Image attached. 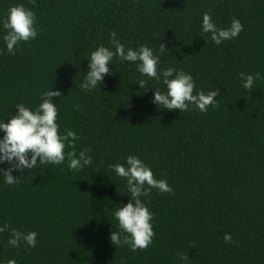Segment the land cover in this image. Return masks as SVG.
Here are the masks:
<instances>
[{
	"label": "trees",
	"instance_id": "obj_1",
	"mask_svg": "<svg viewBox=\"0 0 264 264\" xmlns=\"http://www.w3.org/2000/svg\"><path fill=\"white\" fill-rule=\"evenodd\" d=\"M17 4L36 13L38 36L12 55L0 29V120L20 103L35 109L53 85L60 134L75 132V150L90 148L93 163L80 172L67 159L38 165L13 172L14 185L0 178V225L9 224L0 264H180V253L188 264H264V80L249 92L239 75L264 74V0H0V18ZM204 13L243 30L215 45L201 30ZM111 32L126 48L164 43L159 67L191 74L193 94L220 89L217 106L163 109L151 101L165 86L118 58L100 87L82 91L90 53L111 48ZM129 155L173 189L141 197L155 235L136 251L109 240L119 230L112 212L130 195L110 166ZM11 229L37 232L36 247H11Z\"/></svg>",
	"mask_w": 264,
	"mask_h": 264
},
{
	"label": "clouds",
	"instance_id": "obj_2",
	"mask_svg": "<svg viewBox=\"0 0 264 264\" xmlns=\"http://www.w3.org/2000/svg\"><path fill=\"white\" fill-rule=\"evenodd\" d=\"M36 13L17 4L8 9L7 14L0 18V29H3V41L9 54L14 55L20 43H27L36 39ZM201 30L210 34V39L215 45L224 41L235 39L243 30L241 22L232 19L228 28H218L208 13L202 16ZM112 47L100 45L90 53L87 60V71L83 75L80 88L85 93L100 87L105 76L109 75V66L114 58L122 63L135 64L136 71L142 76L162 83L166 91L152 90V103L169 111L190 109L201 113L208 108L216 107V97L221 94L220 89L205 93L203 90L193 94L196 83L191 74L175 68L161 69V56L168 52L164 43H160L159 49L154 50L146 45L126 48L117 39V34L111 32ZM114 49V50H113ZM242 87L252 91L256 81L264 80V74L240 73ZM139 88L145 89L146 82L141 80ZM53 87V85H52ZM51 87V88H52ZM50 88V89H51ZM47 89L41 93L40 103L35 109L26 107L23 103L15 106L16 113L9 119L0 120V165H8L0 169V178L7 185H14L19 180L12 173H20L25 170L35 169L38 165H62L68 160L70 171L80 172L90 167L93 163L92 156L88 153L91 149L79 152L75 150V141L78 136L73 131L60 134V125L57 123L58 108L53 98L60 97L59 90ZM147 90V89H146ZM66 148L72 151L65 152ZM115 174L126 181L127 191L130 194L126 205L113 210V219L118 224V229L110 234L109 240L113 246L129 247L132 251L143 250L151 243L155 235L152 228L153 213L150 212L145 200L141 197H149L151 191L156 189L160 193L171 194L173 189L164 179H156L152 169L136 155H129L123 164L117 163L110 166ZM9 230L7 222L0 225V233ZM35 231L21 232L10 230L8 244L13 248L25 245L34 248L37 245ZM225 243L232 242L231 234L223 237ZM180 264H188L190 260L186 253L178 254ZM7 264H16L14 259Z\"/></svg>",
	"mask_w": 264,
	"mask_h": 264
}]
</instances>
